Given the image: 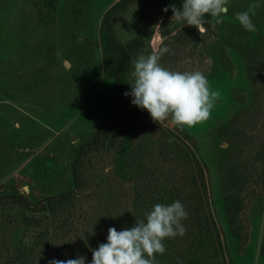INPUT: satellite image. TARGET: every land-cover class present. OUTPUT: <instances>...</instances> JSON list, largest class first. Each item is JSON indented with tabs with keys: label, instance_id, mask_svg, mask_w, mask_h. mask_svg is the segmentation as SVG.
<instances>
[{
	"label": "rangeland",
	"instance_id": "rangeland-1",
	"mask_svg": "<svg viewBox=\"0 0 264 264\" xmlns=\"http://www.w3.org/2000/svg\"><path fill=\"white\" fill-rule=\"evenodd\" d=\"M252 2L229 0L222 23L210 17L200 33L173 21L157 0L125 7L123 0H0V197L21 194L37 206L74 188L81 149L101 125L128 111L124 93L141 54L167 45L165 67L202 71L221 93L210 117L193 127H178L170 117L156 122L134 106L119 134L85 153L84 185L72 201L36 211L1 200L0 264L77 255L90 262L109 228H130L144 217L137 189L144 177L150 185L160 178L156 169L141 178L150 162L175 171L173 178L191 170L200 183L201 167L205 180L199 200L198 187L185 189L199 208L189 225L183 221L191 231L166 238L165 246L179 252L182 239L201 240L214 226L226 264H264V3L254 9L255 31L234 19ZM113 6L114 37L131 52L120 85L107 69L117 61L103 26ZM183 155L185 161L170 162Z\"/></svg>",
	"mask_w": 264,
	"mask_h": 264
},
{
	"label": "clouds",
	"instance_id": "clouds-1",
	"mask_svg": "<svg viewBox=\"0 0 264 264\" xmlns=\"http://www.w3.org/2000/svg\"><path fill=\"white\" fill-rule=\"evenodd\" d=\"M264 0H253L247 11L234 14V19L246 31L256 30L252 16L254 9ZM229 0H182L181 6L171 4L163 9H171L173 21L195 26L204 31L205 17L210 16L215 23H222L228 13ZM167 45L154 49L149 54H141L132 60L130 91L131 103L141 110H147L151 118L161 123L169 117L181 128L193 127L206 121L219 100L221 93L213 88L208 77L199 70L179 71L165 67L162 57L169 53ZM188 211L182 201L171 204H154L137 219L135 226L117 230L108 229L106 242L92 249V260L84 255L74 259H52L49 264H156V254H164V240L183 236L186 232L183 221ZM176 264H182L178 258Z\"/></svg>",
	"mask_w": 264,
	"mask_h": 264
},
{
	"label": "trees",
	"instance_id": "trees-1",
	"mask_svg": "<svg viewBox=\"0 0 264 264\" xmlns=\"http://www.w3.org/2000/svg\"><path fill=\"white\" fill-rule=\"evenodd\" d=\"M131 0H123L122 6L125 7V5L130 2ZM159 3L164 5H171L175 4L176 6L182 5V0H157ZM118 6H113L111 9H109L104 17H103V26L105 28V31L107 32V41L109 43V50L114 51L116 61L117 63L113 64L112 66H108V71H111L113 78L116 80L117 84L120 85L123 81L124 73L126 72L130 61H131V52L130 50L125 47L124 45L118 43L114 37L113 34V28L111 23V14L115 11V9L118 8ZM210 16L205 17V25H208ZM129 109L125 113H121L119 115L114 116L107 122H105L103 125H101L97 131L95 132L94 137L92 140L87 143L80 152V155L73 166V172H74V188L70 190L69 192L61 195V196H47L44 198V200L39 203V205L32 204L24 195L16 194V195H6L1 196V200H8V201H14L18 204L22 205L23 207L30 209V210H36L41 211L47 208V206L51 205L53 202H64V201H72L74 194L82 188L84 185V177L83 173L81 171V162L84 158V155L87 151H94L100 148L103 144L106 143L107 139L112 137L113 135H117L121 132L124 124L125 117L130 113L134 107V105L131 103V97H129ZM171 134L176 138H182L180 134L178 135L176 131L172 132ZM186 143L185 139H183ZM187 144V143H186ZM191 159L196 162V164L199 166L200 161L198 159V156L195 153H189ZM188 155V157H189ZM185 161L184 155L181 157H174L170 158V162H176V161ZM164 165H161L160 162L154 163L150 162L149 167L145 168L143 167L142 171L140 172V176L143 179V176H145L148 173L155 174V169L160 173V178L156 179L155 183L151 184L149 183V180L145 181L144 185H141L138 187L137 192V203H136V209L140 213H144L146 211H149L151 207L156 203H162V204H171L175 200H180L182 203H187L190 208H187L188 210V218L187 222L188 225L190 222L194 219V210L198 207H195L190 205V197L187 196L185 190L187 187L191 186L198 187L195 190V194L198 197V200L203 197L204 187L202 185H205L204 175L202 174V168L200 167L199 171V178L200 181H197L196 178L193 177V172L191 170H188L187 172H184L183 176L175 177L173 178V173L175 171H172V169H164ZM201 174V175H200ZM202 176V177H201ZM200 185V187H199ZM190 188V189H191ZM193 189V190H194ZM201 202V201H200ZM185 206V205H184ZM199 209V208H198ZM203 212V211H202ZM201 214V213H200ZM207 221V218L204 222ZM189 227V226H188ZM187 227L186 232L189 234V228ZM188 238V239H187ZM185 240L182 239L179 252H172L171 246H165L166 251L164 254H156V264H176L177 259L179 258L182 261V264H226L224 259L225 256V250L222 247V242L219 237V232L217 229L213 226V229L208 232V234L201 240H196L195 238L187 237ZM170 240V238H169ZM173 242V241H172ZM263 254H264V248H263Z\"/></svg>",
	"mask_w": 264,
	"mask_h": 264
}]
</instances>
